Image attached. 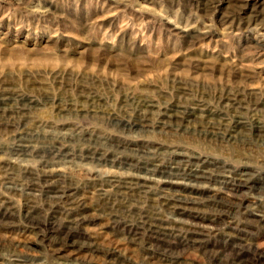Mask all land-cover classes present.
I'll use <instances>...</instances> for the list:
<instances>
[{"label": "rangeland", "instance_id": "obj_1", "mask_svg": "<svg viewBox=\"0 0 264 264\" xmlns=\"http://www.w3.org/2000/svg\"><path fill=\"white\" fill-rule=\"evenodd\" d=\"M255 121L264 0H0V264H264Z\"/></svg>", "mask_w": 264, "mask_h": 264}, {"label": "bare ground", "instance_id": "obj_2", "mask_svg": "<svg viewBox=\"0 0 264 264\" xmlns=\"http://www.w3.org/2000/svg\"><path fill=\"white\" fill-rule=\"evenodd\" d=\"M179 86V85H178ZM227 92V91H226ZM234 95H236V93H233V92H228L227 94H224V95H221L220 97V100L222 99V101L226 102V103H230L231 106L234 107V105H238L239 104V101L238 100H234ZM243 95V94H242ZM257 99V98H256ZM255 104L257 103L254 102ZM263 104V103H262ZM231 107V108H233ZM235 113V112H233ZM237 113V112H236ZM190 117H194V115L191 116V114L189 115H183V114H179V115H168V114H164L163 117H162V122L163 123V126L166 125V126H170L171 124H182L184 121L185 122H188L186 121L188 118ZM235 118L237 119V121L234 123L233 127L230 128L228 125L226 124H223V122H219L218 124H214V123H211L210 121L206 120L204 122H200L201 123V126L204 127V129L206 130V132L212 137V136H218L219 135V132L221 134V131L224 132V133H227L228 134V142H231L233 140L236 139L237 137V134H238V129H240L242 126H244V124L241 122L239 116L237 114H235ZM189 124V122H188ZM255 130H254V136L256 139H258L259 141L261 140H264V124L263 123H259L258 121H255ZM240 127V128H239ZM253 134V133H252ZM152 171V172H151ZM145 170V173L146 174H153L155 173V171L153 170ZM52 173V172H51ZM159 175H161L162 178H166V179H177L179 178V174L177 173H170V171H166V173H162V172H159L158 173ZM192 175V174H191ZM143 178V177H142ZM196 178H199V177H195V176H187L186 178H182L183 180H187V181H195L197 182ZM120 178L117 177V176H110V182H119ZM144 179V178H143ZM143 179H139V178H135V179H132L130 178V181L129 182H134V185L137 186L139 189L141 188H144V187H147V184L148 182L143 180ZM180 179V178H179ZM171 181V180H170ZM241 181V180H239ZM124 183V182H123ZM173 183V182H172ZM175 183V182H174ZM130 185V184H129ZM47 186V185H46ZM117 186V185H116ZM51 193H53L54 195L58 194L59 192L57 191H54L52 189L49 190ZM260 193L261 191H264V186L263 188H260ZM59 195V194H58ZM191 195V194H190ZM62 197V196H61ZM64 197V196H63ZM54 199H58V196H56ZM60 199V198H59ZM182 206V205H181ZM179 206V207H181ZM4 213V212H3ZM27 217L29 216V219H30V214L27 213L26 215ZM158 230L157 227L154 228V230ZM58 253V252H57ZM68 255V254H67ZM64 257H65V254H64ZM75 258V257H74ZM243 262H237L236 264H242ZM13 264H22L21 262L19 261H15Z\"/></svg>", "mask_w": 264, "mask_h": 264}]
</instances>
